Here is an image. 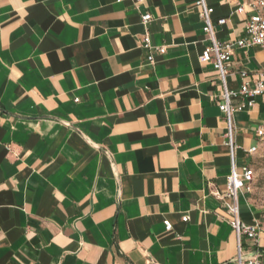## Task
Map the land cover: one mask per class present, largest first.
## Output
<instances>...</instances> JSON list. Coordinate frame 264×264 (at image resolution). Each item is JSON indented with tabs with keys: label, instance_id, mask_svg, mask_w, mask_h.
<instances>
[{
	"label": "crops",
	"instance_id": "crops-1",
	"mask_svg": "<svg viewBox=\"0 0 264 264\" xmlns=\"http://www.w3.org/2000/svg\"><path fill=\"white\" fill-rule=\"evenodd\" d=\"M196 1L0 0V264H239L216 196L232 164L224 88L200 60ZM248 1L208 0L228 21L219 40L244 35ZM147 33L164 55L141 47ZM242 70L263 77L264 50L235 48L230 90ZM233 119L241 171L264 98ZM238 202L259 221L250 194Z\"/></svg>",
	"mask_w": 264,
	"mask_h": 264
},
{
	"label": "built area",
	"instance_id": "built-area-1",
	"mask_svg": "<svg viewBox=\"0 0 264 264\" xmlns=\"http://www.w3.org/2000/svg\"><path fill=\"white\" fill-rule=\"evenodd\" d=\"M141 1V0H138ZM197 7L200 8V16L204 22V33L208 36L209 44L205 47L200 60L204 63H212L218 71L219 79L223 85V93L219 109L226 123V144L229 147L231 156V173L228 177L227 191L216 193L227 212L231 216L230 225L237 237L238 243V263L239 264H264V249L261 248L262 227L259 221L248 224L241 219L238 194L240 192L252 193L256 181V171L249 165L237 169L235 164V151L237 145L234 140L235 123L233 114L236 111H244L253 108L257 98H264V75L253 82L246 81L249 75L248 70L239 71L242 79L240 87L230 90L227 87V77L233 75L231 66L236 47L249 49L258 47L264 50V0H249L245 5H240L237 12L246 15L244 35L236 41H221L216 37V28L227 24L225 18H214L215 9L208 5V0H197ZM151 13L142 15V23L146 26L152 21ZM141 47L147 50H154V53L164 55L167 51L165 46L153 47L149 33L143 36ZM154 53L148 56V61L153 63ZM79 99H76L78 101ZM257 136L262 143L264 141V126H260ZM259 151L258 146H253L248 150L250 155H255ZM188 220V217H185ZM167 231L173 229L169 220L164 221ZM246 244H249L246 247Z\"/></svg>",
	"mask_w": 264,
	"mask_h": 264
},
{
	"label": "rangeland",
	"instance_id": "rangeland-1",
	"mask_svg": "<svg viewBox=\"0 0 264 264\" xmlns=\"http://www.w3.org/2000/svg\"><path fill=\"white\" fill-rule=\"evenodd\" d=\"M253 168L256 171V181L250 198L252 203L261 211L259 222L264 233V141L255 154Z\"/></svg>",
	"mask_w": 264,
	"mask_h": 264
}]
</instances>
